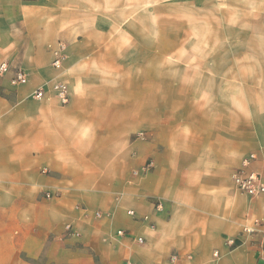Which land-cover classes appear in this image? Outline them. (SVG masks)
Instances as JSON below:
<instances>
[{"label":"crops","instance_id":"0c3cea01","mask_svg":"<svg viewBox=\"0 0 264 264\" xmlns=\"http://www.w3.org/2000/svg\"><path fill=\"white\" fill-rule=\"evenodd\" d=\"M167 1L154 16L168 21L150 25L146 0H0V62L28 78H0V241L22 221L2 209L19 205L32 231L13 243L32 259L264 264L262 236L241 234L254 220L264 231V195L233 182L255 173L264 184V0ZM54 80L66 105L30 97ZM42 191L57 193L74 249L45 246L55 215Z\"/></svg>","mask_w":264,"mask_h":264},{"label":"built area","instance_id":"2783aa9c","mask_svg":"<svg viewBox=\"0 0 264 264\" xmlns=\"http://www.w3.org/2000/svg\"><path fill=\"white\" fill-rule=\"evenodd\" d=\"M49 52L51 55V67L55 71H60L62 69L63 61L65 60L64 45L58 42L54 46L49 47ZM9 75V84L12 87H22L27 85L28 78L26 73L22 69H10V67L5 62H0V78L2 76ZM54 95L61 105H66L69 102V94L67 84L54 80L47 87H42L35 90L30 97L36 101H42L46 99L47 95ZM254 159L253 155H249L243 160V166H247L250 161ZM150 163L144 165L143 170L147 171ZM233 182L237 189L249 197H260L264 195V184L261 182L259 175L255 173L249 174H237L233 177ZM46 197L51 198V193H46ZM161 205L159 202L155 204V208H159ZM126 214L130 217L135 216L134 212L128 210ZM95 217H100L98 213L94 215ZM262 222L259 220H254L249 224L243 225L241 229V234L246 237L252 236H262L261 248H260V260L264 263V231L262 230ZM64 234L68 238H78L79 234L73 229L71 224H66L64 226ZM118 236L123 237L126 235L123 231H117ZM136 242L138 244H143L144 241L141 238H137ZM229 247L233 246V241L230 239L227 241ZM212 257L215 261L219 259V253L217 251L213 252ZM177 260L176 255H171L169 257V262H175ZM131 264V263H126Z\"/></svg>","mask_w":264,"mask_h":264},{"label":"rangeland","instance_id":"374dc122","mask_svg":"<svg viewBox=\"0 0 264 264\" xmlns=\"http://www.w3.org/2000/svg\"><path fill=\"white\" fill-rule=\"evenodd\" d=\"M168 6L169 1L167 0H146V4L144 7H142L141 10L145 11V20L146 24L154 25L156 22L162 21L166 22L168 21V16H160L159 12L157 15L154 16V11H162L163 13H168L169 14V9H163L161 8V5ZM160 9V10H159ZM51 82H47V86H49ZM46 193H51V198L46 197ZM42 199L45 200L44 202L50 203V211L54 213L55 216L51 214L50 218L51 221H53V224L55 225V230L51 231V233L48 235L47 240L45 241V246L46 243H55L53 245L56 249L59 244L63 245L64 247L69 248L70 250L74 249V246L78 243V239H73V238H68L64 234V226L69 223V219L67 217H59L58 214H56V208L54 207V202L56 201L55 199L57 198V193H52L49 191H42L41 192ZM28 209L23 207V206H12V207H5L1 211V215L3 219H5L6 215L10 216L13 219H18L19 221L22 220L19 224L13 223L10 227L11 232L7 231L8 233L10 232V241L8 240H2L0 241V264H74L71 262L68 256H65L64 259H56V258H50L47 257L44 253L40 254L38 257L32 259L29 257L24 250L20 249V244H14L13 240L18 237V235L23 234V236H27L28 233H30L32 230H26L25 229V224L24 221L27 219L28 216ZM1 227L3 229L6 228L7 230H10L9 227H5L4 223L1 224ZM3 229V230H4ZM5 231V230H4ZM64 234V235H63ZM30 239V238H29ZM11 243L13 245L12 249H18L16 253L14 250H11ZM30 243H33L30 241ZM17 247V248H16ZM54 249L53 252H56ZM85 258V257H83ZM84 264H94L90 259L83 260ZM100 264V263H98Z\"/></svg>","mask_w":264,"mask_h":264}]
</instances>
